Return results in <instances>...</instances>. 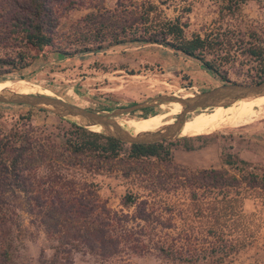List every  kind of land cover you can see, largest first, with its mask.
Masks as SVG:
<instances>
[{
	"label": "rangeland",
	"instance_id": "374dc122",
	"mask_svg": "<svg viewBox=\"0 0 264 264\" xmlns=\"http://www.w3.org/2000/svg\"><path fill=\"white\" fill-rule=\"evenodd\" d=\"M132 1L158 6L162 12L153 16L157 22L166 17L188 23L186 38L200 36L208 41L202 60L211 69L200 59L153 44L126 43L105 45L103 50L93 52L73 51L64 45L72 26L86 15L96 13L98 5L113 10L118 2L93 0L96 9L65 13L54 35L55 46L30 53L25 68L3 69V81L23 80L41 93L86 109L109 112L158 96L188 98L224 84L255 85L264 80V0H251L237 8L230 7L228 0ZM10 10L9 4L0 1V58L5 59L28 54L24 44L14 45L13 39L3 40V33L7 31L3 22ZM258 48L263 52L259 57L249 52ZM169 105L139 111L122 119L139 122L159 117L174 110L170 108V111ZM213 110L196 114H210ZM256 110L258 115L247 124L232 127L228 117L226 122L202 135L172 141H179V145L172 147L171 165L154 158L131 160L128 157L130 145L125 143L123 154L112 165L106 161L95 164L91 162L93 155L85 154L81 163L75 160L76 166L65 163L60 168L43 165L37 169L38 180L34 183H41L42 188L36 192L45 189L47 196L50 191L51 195L46 197L51 198L48 205L56 202L59 209V201L55 200L59 198L67 200L68 209L71 204L76 208L85 195L84 200L95 199L98 207L88 220L90 231L110 230L112 237H122L127 231L134 233L128 242L121 239L120 252L114 258L103 259L81 249L72 252L70 263L179 264L167 259L159 247L190 258L204 256L207 252L215 255L213 248L220 247V241L225 240L233 248L224 261L218 255H211L207 262L196 264H217L219 260L224 264H264V190L251 188L246 183L239 188L213 189L190 185L188 179L175 175L184 169L190 177L193 172L216 169L236 176V169L225 161L231 158L238 162L239 158L251 165L246 167V173L263 176L264 104ZM196 114L189 115L187 121ZM72 125L75 124L49 111L0 104V141L18 131L29 132L47 146L48 156L63 162H66L64 159L71 161L69 153L55 147L65 144ZM186 130L187 127L183 129ZM190 146L194 148L189 149ZM196 175L199 178V174ZM57 176L60 179H56ZM90 189L96 196L88 194ZM194 194L197 200L193 199ZM129 196L135 201L126 205L124 201ZM3 199L12 203L8 211L7 207L3 208L2 214L6 212L4 216L9 218L6 227L10 233L6 238L16 263L44 264V259L52 260L58 254L59 258L68 256L60 252L63 248L74 249L70 245L72 239L66 236L77 231L83 222L81 219L69 221L52 215L47 221L48 227L42 223L47 218L37 207L29 211L24 195L7 193ZM54 218L59 219L56 229ZM59 230L61 233H56Z\"/></svg>",
	"mask_w": 264,
	"mask_h": 264
},
{
	"label": "trees",
	"instance_id": "16d2710c",
	"mask_svg": "<svg viewBox=\"0 0 264 264\" xmlns=\"http://www.w3.org/2000/svg\"><path fill=\"white\" fill-rule=\"evenodd\" d=\"M3 1L11 7L5 20L6 23L3 22V26L7 30L3 33V40L10 42L13 39L15 41L14 45H18L19 43L24 44L28 54H20V56L14 59L0 58V82L4 80L1 74L6 67H9V70L25 68L27 66L26 57L55 46L54 35L65 13L78 9H96V4L93 0ZM228 1L232 4L230 7L237 8L241 4L251 0ZM98 7L96 13L86 15L72 26L64 45L76 52H93L95 50H103L106 47L105 45L119 46L126 43L153 44L170 48L175 52H181L188 57L200 59L204 62L202 60V52L208 48V41L202 39L200 36H194L191 39L186 38L185 29L189 27V24L182 22L180 18L168 20L164 17L161 22H157L153 16L161 13L162 10L155 4L151 2L137 4L132 0H118L113 10H109L104 6L98 5ZM249 52L258 57L263 54L262 48H258L257 50L252 49ZM69 55H72V53ZM204 65L206 68L211 69V66L207 62H204ZM222 79L225 78L222 77ZM72 127L67 132V135L70 137L66 139L65 144L55 147V150L69 153L71 161L64 159L66 162L60 161L59 158H55L52 155L48 156L47 146L42 141L40 142L39 138L33 137L29 132L18 131L10 138L0 141V264H18L12 258V248H10V244H8V239L6 238L8 233H10L6 227L9 218L8 216H4L6 212L4 215L2 214L3 208L7 207L8 211L10 209L9 205L12 204L10 203L11 201H4L3 199V196L7 193H20L24 195L25 202L30 207L29 211H35V207H37L40 213H44V216L47 218L42 220V223L48 227H50L49 222H47L48 219L57 215L69 221H78L79 219L83 221L72 236H66V238L72 239L73 242H70V245L74 249L63 248L60 252H64L68 256H60L59 258L58 254L52 260L44 259V264H71L69 260L70 255L73 251L81 249L83 251L89 250L103 259H111L120 252L121 239L128 242L134 237V233L130 231H127L122 237H112L110 230V232L108 230L90 231L87 227L88 223H90L88 220L91 219V215L98 209L96 206L97 202L93 198V200L89 198H87L88 200H84L85 195H82L83 198H80L76 208H73L71 204L72 206L70 205L69 209L66 199L57 198L55 200L59 201L58 204L60 206L58 209L56 202L48 205V201L51 198L46 197L51 195L50 191H47L49 192L47 196L45 195V189L41 193L36 192V189L38 191L42 188L41 183L38 185L34 183L35 180H38L39 175L36 170L43 165L60 168L64 167L65 163H67L70 167L76 166L79 162L81 163V157L85 154L93 155L91 162L95 164L96 162L100 164L102 161H106L105 163L112 165L118 161L125 150L126 144L116 139L91 132L76 125H72ZM178 145L179 141L130 145L128 157L134 161L154 158L171 165L173 163L172 147ZM192 147L188 148L193 149L194 147ZM62 153L58 155L62 157ZM75 160L78 163H75ZM237 161L231 158L225 161L226 165L236 169L238 172L236 176H230L226 170L221 171L216 169L193 172L192 177L184 169L181 170L180 174L175 172V175L177 177H185L188 179L187 181L190 185L195 184L213 189L225 187L239 188L243 183H246L251 188L264 190V175L246 173V167H250V163L239 158ZM96 167L102 169L101 166ZM197 173L199 174V178H197ZM49 178L53 180V178ZM57 178L60 179L59 176ZM88 194L91 197L96 196V192L91 189L88 190ZM193 199L197 200L196 194H194ZM134 201V197L129 196L125 199L124 203L129 205L134 203ZM59 210L61 211L59 212ZM53 220L57 221V224H55L56 229L59 225V219L54 218ZM56 233H61V231L59 230ZM220 243V247L213 248L212 250L215 255L207 252L204 256H192L190 258L180 253L175 254V252H171L172 250L169 251L162 246L159 249L167 259H171L179 264H196L201 261L207 262L211 259V255H218V257H221L220 260L224 261V257L229 255L230 249L232 250L233 247L227 245L225 240H221ZM66 260L67 262L65 263ZM220 260L217 264H224Z\"/></svg>",
	"mask_w": 264,
	"mask_h": 264
},
{
	"label": "water",
	"instance_id": "95a60500",
	"mask_svg": "<svg viewBox=\"0 0 264 264\" xmlns=\"http://www.w3.org/2000/svg\"><path fill=\"white\" fill-rule=\"evenodd\" d=\"M261 97H264V80L255 85L238 83L224 84L188 98L167 95L158 96L143 103H137L129 107L119 108L109 112H98L86 109L60 97L51 96L39 91L27 95L9 92L3 93L0 94V104L28 106L49 111L71 121L76 126L90 131H92L90 127H102L104 131L96 133L116 139L122 143L143 145L190 138L181 136L189 115L208 109L220 107L229 108L235 106L238 102ZM172 103L181 105V113L173 124L167 125L161 130L133 134L129 130L124 129L120 123L125 116Z\"/></svg>",
	"mask_w": 264,
	"mask_h": 264
},
{
	"label": "bare ground",
	"instance_id": "6f19581e",
	"mask_svg": "<svg viewBox=\"0 0 264 264\" xmlns=\"http://www.w3.org/2000/svg\"><path fill=\"white\" fill-rule=\"evenodd\" d=\"M39 89L31 84L26 83L23 80H6L0 82V94L3 93H16V94H33ZM264 104V97L246 100L238 102L235 106L227 108L226 112L221 115L220 108L213 110V114L210 113H199L192 116L190 122H186L184 128L187 127V130L184 132L182 130L181 136L183 137H194L206 133L210 129H214L224 122L227 121V118L230 117L228 123L232 127H238L240 125L247 124L253 118L258 115L256 110L257 107ZM177 106V107H175ZM170 108H174L171 111ZM167 109V108H163ZM169 110L171 112L164 114L159 117L145 119L143 121L136 122L134 119L123 120L121 125L124 129L129 130L133 134L149 133L161 130L163 127L173 124L176 120V115L181 113L182 107L180 104H171L169 105ZM206 112V111H205ZM220 112V113H219ZM61 117V116H60ZM81 122V121H80ZM94 132H102L104 129L99 126L90 127Z\"/></svg>",
	"mask_w": 264,
	"mask_h": 264
},
{
	"label": "crops",
	"instance_id": "0c3cea01",
	"mask_svg": "<svg viewBox=\"0 0 264 264\" xmlns=\"http://www.w3.org/2000/svg\"><path fill=\"white\" fill-rule=\"evenodd\" d=\"M226 108H223V111H222V113H221V115L223 114V112L225 113L226 112V110H225ZM231 117V116H230Z\"/></svg>",
	"mask_w": 264,
	"mask_h": 264
}]
</instances>
